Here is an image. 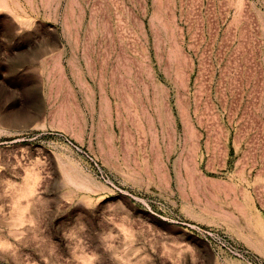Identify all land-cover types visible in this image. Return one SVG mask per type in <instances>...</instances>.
Instances as JSON below:
<instances>
[{
  "label": "rangeland",
  "instance_id": "rangeland-1",
  "mask_svg": "<svg viewBox=\"0 0 264 264\" xmlns=\"http://www.w3.org/2000/svg\"><path fill=\"white\" fill-rule=\"evenodd\" d=\"M264 264V0H0V264Z\"/></svg>",
  "mask_w": 264,
  "mask_h": 264
},
{
  "label": "built area",
  "instance_id": "built-area-1",
  "mask_svg": "<svg viewBox=\"0 0 264 264\" xmlns=\"http://www.w3.org/2000/svg\"><path fill=\"white\" fill-rule=\"evenodd\" d=\"M206 237H208L215 245L224 250L228 255L234 256L245 261L247 264H255L254 261L245 257L242 250L231 245L225 238L219 237L213 233L205 231Z\"/></svg>",
  "mask_w": 264,
  "mask_h": 264
}]
</instances>
